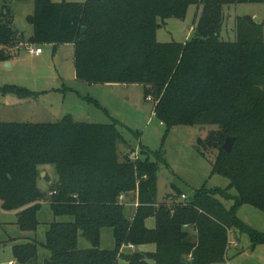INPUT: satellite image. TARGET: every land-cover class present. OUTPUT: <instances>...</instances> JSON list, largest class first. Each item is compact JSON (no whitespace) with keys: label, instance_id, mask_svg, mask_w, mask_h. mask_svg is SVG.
Instances as JSON below:
<instances>
[{"label":"trees","instance_id":"1","mask_svg":"<svg viewBox=\"0 0 264 264\" xmlns=\"http://www.w3.org/2000/svg\"><path fill=\"white\" fill-rule=\"evenodd\" d=\"M36 1L29 17L33 41L72 43L79 80L142 84L146 98L155 102V115L169 128L217 125L198 138L196 149L203 157L217 151L213 172L230 180L227 189L204 186L187 201L158 203L161 154L155 155L157 161L149 156L121 160L118 143L124 139L116 123L81 122L68 114L59 122L0 121V211L14 212L24 230L39 225L43 201L56 216L74 217L49 224L43 243L50 252L48 264H118L123 244L156 246L126 255L129 264L223 263L231 228L247 232L254 245L264 243V232L237 213L242 203L264 211V39L248 17L238 18V40L220 38L224 5L259 0ZM192 4L202 6L194 38L159 42L163 23L185 18ZM17 43L11 11L0 8L5 59ZM3 92L31 95L17 86ZM228 136L235 137L231 151L223 149ZM46 164H54L59 177L48 193L37 183ZM137 189L138 205L128 214L119 196ZM218 196L233 199L234 205L227 208ZM150 218L153 228L147 226ZM105 227L113 229V249L100 247ZM81 233L90 248L78 247ZM14 250L18 261L37 264L36 240Z\"/></svg>","mask_w":264,"mask_h":264},{"label":"rangeland","instance_id":"2","mask_svg":"<svg viewBox=\"0 0 264 264\" xmlns=\"http://www.w3.org/2000/svg\"><path fill=\"white\" fill-rule=\"evenodd\" d=\"M53 2H86L88 0H52ZM11 11V24L19 36V43L9 49L11 57L5 59L0 46V120L5 122L49 123L59 122L65 115L81 122L110 124L116 123L124 140L118 143V154L121 160L127 157H150L157 161L160 153L163 161L159 162L158 203L177 204L183 200L182 194L191 199L195 191L202 188L230 187V180L213 172V162L217 151L206 157L199 155L196 149L199 137H204L217 125L190 126L175 125L169 128L154 113L155 102L145 96L142 84H102L79 80L75 70V47L72 43H35L34 25L29 17L37 9L36 0H0V8ZM224 22L220 38L225 41L239 39L238 18L248 17L256 22L264 39V0L247 1L224 5ZM202 12V6L192 4L183 19L169 18L157 30V40L161 43H186L196 34V26ZM255 19H259L257 22ZM40 47L43 53L35 55L28 49ZM9 61L11 66L6 67ZM17 86L31 92L28 97H20L15 93H4L3 88ZM9 100V101H8ZM8 102L4 105L2 102ZM43 173H46L45 175ZM58 172L54 164L41 167L37 179L38 187L48 193L58 181ZM230 192L236 194L231 187ZM138 189L124 192L119 202L126 206V213L133 214L138 205ZM123 196V198H122ZM219 199L231 208L233 199ZM238 216L249 226L264 232V211L242 203L238 207ZM39 225L35 230H24L17 223L14 212L0 211V264H35L22 263L17 260L15 246L36 240L38 250L36 263L42 264L49 257L43 243L46 232L53 221H73L71 215L56 216L47 201L42 202L38 211ZM147 226L153 228L155 219L147 220ZM193 233L194 228L185 226ZM228 242L225 246L223 263L214 264H264V243L253 244L247 232L228 230ZM197 237V236H196ZM123 244L118 264H129L124 258L133 252L154 251V244ZM91 241L83 234L78 237V247L90 248ZM100 247L113 249L116 247L113 229L102 228Z\"/></svg>","mask_w":264,"mask_h":264},{"label":"water","instance_id":"3","mask_svg":"<svg viewBox=\"0 0 264 264\" xmlns=\"http://www.w3.org/2000/svg\"><path fill=\"white\" fill-rule=\"evenodd\" d=\"M257 22H259V19H255ZM86 30V28L84 27L83 28V32ZM7 58H9V55H7ZM11 66V63L9 61L6 62V67H9ZM234 143H235V137L233 136H228L226 138V141L224 142L223 144V149H225L226 151H231L233 146H234ZM45 175V173H43ZM83 234V233H81ZM50 261L47 257H45L44 259V264H48Z\"/></svg>","mask_w":264,"mask_h":264},{"label":"built area","instance_id":"4","mask_svg":"<svg viewBox=\"0 0 264 264\" xmlns=\"http://www.w3.org/2000/svg\"><path fill=\"white\" fill-rule=\"evenodd\" d=\"M28 50L35 55H40L43 52L42 48H40V47L34 48L33 46H30ZM149 100H151V98H149ZM181 196H182L183 200L188 198L185 194H182ZM122 198H123V196H122ZM131 247H134V246L131 245ZM10 263L12 264L13 262H10Z\"/></svg>","mask_w":264,"mask_h":264},{"label":"crops","instance_id":"5","mask_svg":"<svg viewBox=\"0 0 264 264\" xmlns=\"http://www.w3.org/2000/svg\"><path fill=\"white\" fill-rule=\"evenodd\" d=\"M42 53H43V52H42ZM42 53H41V54H42ZM105 84H111V83H105ZM8 101H9V100H8ZM2 103H3L4 105H8V102L3 101ZM0 121H1V120H0ZM45 174H46V173H45Z\"/></svg>","mask_w":264,"mask_h":264}]
</instances>
